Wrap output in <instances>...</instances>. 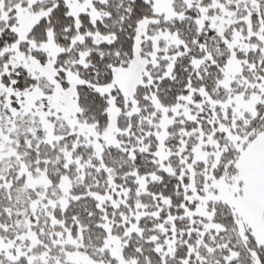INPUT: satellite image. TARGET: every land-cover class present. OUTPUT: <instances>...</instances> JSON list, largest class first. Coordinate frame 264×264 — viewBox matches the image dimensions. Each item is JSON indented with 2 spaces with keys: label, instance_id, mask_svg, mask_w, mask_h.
I'll return each instance as SVG.
<instances>
[{
  "label": "snow or ice",
  "instance_id": "6c2138e0",
  "mask_svg": "<svg viewBox=\"0 0 264 264\" xmlns=\"http://www.w3.org/2000/svg\"><path fill=\"white\" fill-rule=\"evenodd\" d=\"M0 264H264V0H0Z\"/></svg>",
  "mask_w": 264,
  "mask_h": 264
}]
</instances>
